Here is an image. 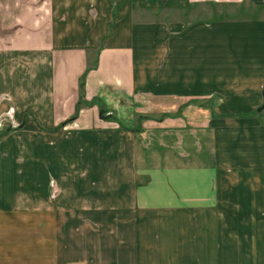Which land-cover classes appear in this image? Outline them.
<instances>
[{
  "label": "crops",
  "instance_id": "crops-1",
  "mask_svg": "<svg viewBox=\"0 0 264 264\" xmlns=\"http://www.w3.org/2000/svg\"><path fill=\"white\" fill-rule=\"evenodd\" d=\"M250 7L264 0H0V264H264ZM91 52L85 101L112 119L84 106L62 124Z\"/></svg>",
  "mask_w": 264,
  "mask_h": 264
},
{
  "label": "trees",
  "instance_id": "trees-1",
  "mask_svg": "<svg viewBox=\"0 0 264 264\" xmlns=\"http://www.w3.org/2000/svg\"><path fill=\"white\" fill-rule=\"evenodd\" d=\"M97 55H98V53L95 54V59L91 62V64H87V67H86L84 73L79 78V82H78L79 96H78V101H77V103L75 105V110H74L73 115L67 121H65L62 124H66L68 122H71V121L75 120L83 106L92 107V106L97 105L98 108H99V116H100V118H102V119H112L111 115L107 116L106 115V111L104 110V108L99 105L100 100L98 98H93L91 101H85V90H84L85 79H86V76H87L88 72H90L91 70L96 68ZM179 115H180V112H177L176 114H173V115H170V114L169 115H167V114L161 115L158 118L159 119L158 121H160V120H162V119H164L166 117H177ZM148 118L149 117H147V116L140 115V116H138V121L140 123L143 120L148 119ZM122 128L124 130L130 131V132H139L140 131V129H137V128H133V129H128V128H124V127H122Z\"/></svg>",
  "mask_w": 264,
  "mask_h": 264
},
{
  "label": "rangeland",
  "instance_id": "rangeland-1",
  "mask_svg": "<svg viewBox=\"0 0 264 264\" xmlns=\"http://www.w3.org/2000/svg\"><path fill=\"white\" fill-rule=\"evenodd\" d=\"M174 16L176 17V15H171V17H174ZM217 16H218L217 13L210 15V16H204V14H201V12H196L195 17L193 16L192 20L196 18V21L205 22V21L215 20V18H217ZM246 16H250L253 18H256V17L257 18H264V9L257 10V9L250 7L247 9ZM166 27H168L167 23H166ZM89 54H90L89 60H91V62H92L95 59V53L91 52ZM107 116H109V115H107ZM124 128H127V127H124ZM128 129H133V128H128ZM175 256H177V257L171 259L170 261H174L175 264H184V261H182V259L178 258L179 256L177 254ZM232 262H233L232 264H243V261H241V260H234ZM224 263H225V261L220 262V264H224ZM199 264H204V262L200 261Z\"/></svg>",
  "mask_w": 264,
  "mask_h": 264
},
{
  "label": "water",
  "instance_id": "water-1",
  "mask_svg": "<svg viewBox=\"0 0 264 264\" xmlns=\"http://www.w3.org/2000/svg\"><path fill=\"white\" fill-rule=\"evenodd\" d=\"M264 109V105L262 107H260L258 110Z\"/></svg>",
  "mask_w": 264,
  "mask_h": 264
}]
</instances>
